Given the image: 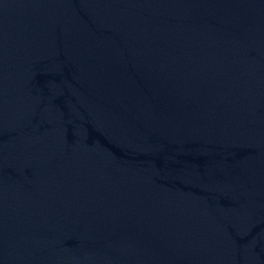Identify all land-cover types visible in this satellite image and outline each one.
Here are the masks:
<instances>
[{
    "label": "water",
    "instance_id": "water-1",
    "mask_svg": "<svg viewBox=\"0 0 264 264\" xmlns=\"http://www.w3.org/2000/svg\"><path fill=\"white\" fill-rule=\"evenodd\" d=\"M0 264H264V0H0Z\"/></svg>",
    "mask_w": 264,
    "mask_h": 264
}]
</instances>
